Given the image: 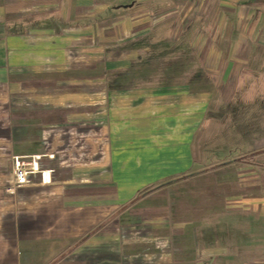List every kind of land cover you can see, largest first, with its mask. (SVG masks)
Here are the masks:
<instances>
[{
  "label": "crops",
  "instance_id": "1",
  "mask_svg": "<svg viewBox=\"0 0 264 264\" xmlns=\"http://www.w3.org/2000/svg\"><path fill=\"white\" fill-rule=\"evenodd\" d=\"M181 6L215 9V17L200 24L211 22L216 35L201 27L193 36L196 20L162 15ZM184 23L182 32L178 26ZM162 24L175 26L173 39L183 40L188 64L178 70L130 68L124 50L128 57L163 52L156 49L161 36H150L162 32ZM98 41L105 57L103 96L97 92L102 81L97 79ZM114 48L122 50L116 65ZM259 48H264V0H0V84L24 93L14 105L24 102L44 112L8 120L0 130V159L56 151L54 159L43 161L54 168L50 184L20 186L12 193L0 187V264H264V160L256 158L264 152L247 149L239 159L240 148L234 155L207 148L209 161L222 174L217 184L223 191L211 199L216 209L206 210V204L200 211L185 210L190 218L164 224L129 221L146 209L160 219L172 215L165 204H172L171 194L177 196L171 191L178 172L213 167L198 162L194 140L199 130L213 125L210 106L219 94L210 87L223 85L240 69L229 61L221 81L211 86L203 71L195 84L192 76L179 84H157L131 74L162 72L175 81L178 73H193V54L214 58L203 66L218 73V58L250 59ZM81 57L82 64L73 60ZM32 68H44V100L28 96L31 78L11 79L10 74ZM114 69L121 80L112 79ZM66 70L86 74L87 94L79 84L65 90L59 74ZM125 72L132 83L124 82ZM81 106L88 111L75 112ZM235 143L240 146V136ZM145 186L158 187L139 195ZM226 201L238 207L228 209Z\"/></svg>",
  "mask_w": 264,
  "mask_h": 264
},
{
  "label": "rangeland",
  "instance_id": "2",
  "mask_svg": "<svg viewBox=\"0 0 264 264\" xmlns=\"http://www.w3.org/2000/svg\"><path fill=\"white\" fill-rule=\"evenodd\" d=\"M163 11L164 12L162 15L168 18L175 17L179 19L181 17L183 18L188 17L191 18L192 20H196L194 21L196 23L192 26L193 36H196L197 33H199L198 31L201 27H205L206 29L208 28L209 35L210 34L216 35L217 33L216 26H214L211 22H209L211 18H214L217 13L215 9L192 8L190 10V8L181 6L179 9L175 11L168 9H165ZM202 19L204 20L208 19L209 24L201 25L200 22ZM174 27H175L174 25L165 26L164 24H162L160 26L162 32L160 33H158V31L150 32L151 38L153 36V38L157 39L158 34L162 38L161 41L158 43V48H156L157 50L158 49L163 50V52H160L159 55L149 56V57H145V56L136 57L134 55L128 57L127 52L124 50L123 58L127 60V62L130 65V68H134L135 66H137V64L148 65L150 66L149 68H157V69L160 68L161 70L168 67L176 68L177 70L179 68H185L184 64L187 63L186 62L187 59L189 61V58L183 56L184 54L183 49L185 48L183 44V40L181 41L178 39V41H174L173 39L175 33ZM178 27L182 28V32H183L186 25L184 23L182 26H178ZM151 28H155V27L152 26ZM147 41H149L147 43L149 44L151 43V40H147ZM209 41H210V45H212L213 42L211 40ZM101 44L102 42L100 41L97 42L98 45L97 73L98 76H100L97 79L102 80L97 85L98 86L97 92L99 95L103 96L105 57H104L103 48L102 50L99 49L100 48L99 45ZM258 50L256 51V54L254 53V55L250 59L246 57L229 58L226 56H223L222 58L221 57L218 58V64L220 65L219 68H221L219 69L220 71L218 73L212 72L211 69H209L208 71L203 66V64L208 63V60L210 61L214 58H206V60H204V58L203 59L198 58L193 54V57L190 58L192 60L190 63H192L194 67L193 73H190L188 75L178 73L177 78H175V81H172L171 78L167 77V74H164L162 72H155V73L148 72V73H137V74L132 73L131 76L133 77L132 79L135 80L142 79L144 78V76H146L150 80H148L147 78L145 79L157 84H162L167 82L168 83L171 82L172 84L173 83L179 84L180 81L184 80V76L185 78H188V76L190 77L192 76L193 84H195L200 82L201 80L200 78L202 74L201 71H203L204 72L203 75L208 78L210 84L212 83V81L219 82L222 75L221 74V71L223 70L222 68H226V65L229 61L236 64L235 67L233 68H237V71L238 69H240L236 77L232 78L229 81L227 79L224 80L225 83H223V85H217L213 83L212 85L214 86L210 87V90L214 91V94L217 93L216 94L217 96L219 94V96L214 99L215 100L214 104L210 106L211 113L208 119H209V124L210 125L213 124V125L212 128L205 130L203 129L204 131L199 130L194 140L195 141L194 155L196 159H198V162L202 165L208 164L211 166V164L213 165V163H211L212 161H209L207 148L210 149L214 148V150L216 149L218 150V148H220L221 150L226 149L227 154L230 153L232 155L237 153L238 149L240 148L239 159L246 157V155H242V154L244 153L246 154V152H248L247 149L256 150L255 154H260L261 152H264V48H259ZM121 51L122 50L119 48L118 49L114 48L113 57H112L113 64L116 65L117 62H120L122 58ZM73 60L77 61L78 62L77 64H82L83 62L80 61L82 60V57L74 58ZM213 70H217V69L215 68ZM119 71L117 72V70L114 69L112 74L113 80L115 79L121 80V75ZM85 75L86 74L84 72L79 73L70 70H66L64 73L59 74V76L64 77V80L66 82V88H65L66 91L68 90L74 91L75 86L79 84L81 86L80 91L85 92L87 94V92L89 91L87 88L88 78L83 77ZM10 76L11 79H13L12 77L19 78L22 76L31 78L33 83V87L31 89L32 95L28 94V96H34L32 97V99L42 98V100H44V68H32L31 73H27V74L17 73V74H10ZM131 76L129 73L125 72L124 79L123 78L122 79L124 80V82L127 83L128 78ZM74 77H80V78H78L76 83L74 82L71 83V80ZM130 83H132V81L129 82V84ZM12 92L13 91L8 90V84L5 83L0 84V130L2 127H6V126L8 127V120L10 118L44 115V112H41L39 109H35V108L31 109L28 103L23 102L21 105H14L13 103H11L12 101H14V98H16L17 95L21 96L19 94H24V93H20L19 90L18 92L16 91L15 93ZM27 106L30 109H28ZM88 109H89L88 106H81V108L75 110V112L80 111L81 113H86ZM73 111L74 110H68L69 113H72ZM213 117L215 118L212 120ZM72 118L73 121L74 117ZM217 124L220 126L219 129L217 127ZM57 127H58L57 125H54L47 129H49V131H52ZM42 129H44V127ZM17 131L22 132L21 129H18ZM238 132H240V134ZM239 136H240V146H238V144L235 143L236 140L239 138ZM201 145H203V147ZM201 148L205 149V151L202 154H200ZM11 155L12 154H5V156H3L0 159V187L4 190V192L7 193L14 192L8 190L9 177L11 174ZM256 158L264 160V157H260L258 155ZM216 167L217 164L215 163L213 167H208L207 169L200 167L188 171V173L178 172V174L174 178L176 182V187L171 191V193H174L173 191H175V194H177V196L171 194V198H174V200L171 201L172 206L168 203V201H166L165 204V208H168L167 210L170 211V208L172 209V215L168 216L169 213H167L166 217H162L160 219L152 216V212H154L153 209H146L143 211L144 214L141 215L140 217H137L136 215L134 217H129L130 223H136L147 226V225L156 224L158 222H161V224L168 223L169 219L183 221L185 218H190V216L185 215L184 213L185 210L186 213L187 212L191 213L192 211L193 212L200 211L202 206L204 208L206 204H208L209 206V208L205 207L206 210L211 208L216 209L217 202L211 199L215 197L218 194V192L223 191V186L217 184V179L219 178L221 180L222 178L220 177L222 174L219 175L217 171H215ZM157 187L158 186H153V187L145 186L140 190L139 195L146 194L150 192L153 188H157ZM126 205L127 204H125L124 207ZM147 206L148 207L146 206L145 207L149 208L151 205L150 206L147 205ZM236 206L237 205H233V203H230L229 201L225 202V207L228 209H232ZM145 228L148 229V227ZM176 233L181 236L183 235L181 229H178ZM145 235L150 236L151 232H145ZM165 235H167V233H165Z\"/></svg>",
  "mask_w": 264,
  "mask_h": 264
},
{
  "label": "built area",
  "instance_id": "3",
  "mask_svg": "<svg viewBox=\"0 0 264 264\" xmlns=\"http://www.w3.org/2000/svg\"><path fill=\"white\" fill-rule=\"evenodd\" d=\"M55 156L56 151L50 148L31 154H12L8 190L14 191L16 187L25 185L50 184L54 168L45 166L43 161Z\"/></svg>",
  "mask_w": 264,
  "mask_h": 264
}]
</instances>
